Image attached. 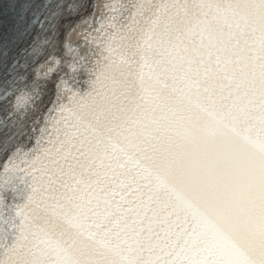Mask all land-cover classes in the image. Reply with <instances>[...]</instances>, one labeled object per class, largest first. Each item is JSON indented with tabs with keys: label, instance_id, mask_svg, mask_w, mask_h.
I'll return each mask as SVG.
<instances>
[{
	"label": "snow or ice",
	"instance_id": "1",
	"mask_svg": "<svg viewBox=\"0 0 264 264\" xmlns=\"http://www.w3.org/2000/svg\"><path fill=\"white\" fill-rule=\"evenodd\" d=\"M0 264H264V0H0Z\"/></svg>",
	"mask_w": 264,
	"mask_h": 264
}]
</instances>
